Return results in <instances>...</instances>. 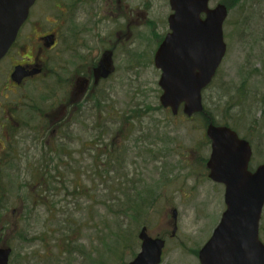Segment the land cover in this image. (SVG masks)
Returning <instances> with one entry per match:
<instances>
[{
    "label": "rangeland",
    "instance_id": "rangeland-1",
    "mask_svg": "<svg viewBox=\"0 0 264 264\" xmlns=\"http://www.w3.org/2000/svg\"><path fill=\"white\" fill-rule=\"evenodd\" d=\"M223 2L228 10L223 25L227 54L202 94L203 105L216 124L229 125L251 140L252 164L260 165L264 164V0H210L209 5ZM129 5L135 10L142 5L148 17L138 18L131 24V35L114 46V73L81 104L76 119L82 128L71 132L76 140L44 138L33 143L27 137H34L37 121L20 127L16 164L2 169L0 178L4 202L0 245L11 250L8 264H126L140 250L142 228L152 239L164 241L161 264H199L198 252L225 210L223 186L207 176L210 145L201 119L172 116L159 104L153 54L166 31L168 0H129ZM52 6L50 0H39L22 34L32 28L35 36L57 33L59 43L52 53L59 67L56 72L65 71V64L73 61L87 73L110 46L105 34L108 23H102L97 35L85 37V31L76 29L70 37L64 14ZM6 63L0 64L2 74ZM228 75L230 82H243L252 90L251 102L243 105L239 93L227 92ZM28 87L34 90V84ZM3 145L0 139V149ZM138 193L143 204L136 201ZM259 238L264 244V207Z\"/></svg>",
    "mask_w": 264,
    "mask_h": 264
},
{
    "label": "water",
    "instance_id": "water-1",
    "mask_svg": "<svg viewBox=\"0 0 264 264\" xmlns=\"http://www.w3.org/2000/svg\"><path fill=\"white\" fill-rule=\"evenodd\" d=\"M35 0H0V60L14 42ZM168 34L154 53L153 65L160 72V106L173 116L181 110L191 118L204 112L202 91L210 84L226 51L223 23L227 9L209 0H169ZM204 16V18H201ZM51 36L46 38L50 41ZM52 42L48 44L51 45ZM111 69V60L108 64ZM102 79L111 70L101 67ZM34 73L17 67L15 81ZM205 136L210 142L206 163L208 178L224 187L225 210L208 241L198 252L199 264H264V245L258 229L264 206V164L248 171L249 144L225 126L209 123ZM175 220L176 213L173 212ZM175 233V228L173 234ZM172 234V235H173ZM140 250L127 264H160L164 241L152 239L142 228ZM11 250L0 247V264H8Z\"/></svg>",
    "mask_w": 264,
    "mask_h": 264
},
{
    "label": "flooded vegetation",
    "instance_id": "flooded-vegetation-1",
    "mask_svg": "<svg viewBox=\"0 0 264 264\" xmlns=\"http://www.w3.org/2000/svg\"><path fill=\"white\" fill-rule=\"evenodd\" d=\"M50 1H52V7L55 10L64 14L65 29L70 37L75 35L78 31L76 29L85 31V37L97 35L99 27L106 21L109 28L105 34L109 35L107 42L109 41L110 46L104 49L99 57L97 56L98 59L96 58L95 63L88 66L87 73H85L83 66H77V63L74 65L73 61L65 64V71L58 69L56 72L55 69L59 67L54 64L52 53L59 43L57 33L50 32L35 36L36 29L32 28L31 32L23 35L22 28L24 25L21 27L15 42L0 61V64L4 61L7 62V70L3 74L0 73V139L4 143L0 149L1 169L13 168L10 164H16L17 143L15 140L20 137V127L26 126L32 119L37 121V130L33 131V138L30 135L27 139L32 140L33 143H38L44 138L48 141L65 139L70 143L76 140L71 138V132L74 133L75 129L82 126V122L76 119L81 114L83 108L81 104L85 105L89 96L93 97L98 84L104 81L101 78L103 72L101 67L110 69L108 64L111 60V75L114 73V46L121 39L131 35V24H137L138 18L145 19L148 17L146 11L145 13L141 11L144 9L142 5L137 10L131 9L129 0H69V3L65 5L56 0ZM38 2L39 0H35L34 6ZM90 8H93L92 12H90ZM167 18L166 31L159 39L157 47L169 32ZM81 19L84 21L78 23L77 21ZM28 20L29 17L26 23ZM110 31L113 33L110 34ZM51 34L54 37V44L49 47L45 37ZM223 36L225 41L224 32ZM16 67H22L24 72L35 75L28 76L17 83L13 79V72ZM71 67L72 70H67ZM219 69L211 84L217 77ZM61 71L63 72L62 75L59 74ZM225 79L227 80H225L224 86L227 92L234 90L235 94L239 93L243 105L254 99L252 90L249 91L245 83L241 82L237 85L232 80L230 82L229 75ZM28 84H34L33 91L29 89ZM255 101L260 103L259 100ZM63 132L64 135L61 136ZM238 138L246 141L251 147L248 171L253 172L259 165L252 164L251 140L240 136Z\"/></svg>",
    "mask_w": 264,
    "mask_h": 264
},
{
    "label": "trees",
    "instance_id": "trees-1",
    "mask_svg": "<svg viewBox=\"0 0 264 264\" xmlns=\"http://www.w3.org/2000/svg\"><path fill=\"white\" fill-rule=\"evenodd\" d=\"M229 1H231V3H236L237 1H239V0H229ZM223 4H225V2H223ZM226 5V4H225ZM95 109L97 110V111H100L101 110V108H100V106H99V104L98 103H96V106H95ZM206 112V111H205ZM206 114L207 115H198V116H195L194 118H200L201 119V121H202V124L205 126L210 120L212 121V122H214V120L211 118V115L209 114V113H207L206 112ZM127 119H129V118H127ZM40 186H42V185H40ZM38 188V187H37ZM136 201H139L140 203H144V199L141 197V195L138 193L137 195H136ZM129 205H131V203H129ZM130 208V210H131V206L129 207ZM3 209H4V202L2 201V198L0 197V211L2 210L3 211Z\"/></svg>",
    "mask_w": 264,
    "mask_h": 264
}]
</instances>
